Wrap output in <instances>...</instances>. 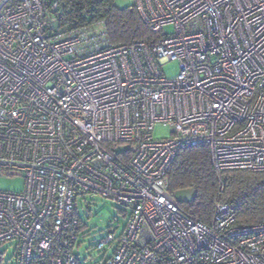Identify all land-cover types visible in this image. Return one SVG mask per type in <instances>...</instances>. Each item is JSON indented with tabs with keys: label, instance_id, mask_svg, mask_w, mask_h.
<instances>
[{
	"label": "built area",
	"instance_id": "built-area-1",
	"mask_svg": "<svg viewBox=\"0 0 264 264\" xmlns=\"http://www.w3.org/2000/svg\"><path fill=\"white\" fill-rule=\"evenodd\" d=\"M59 1L0 0V175L23 179L0 190L14 264H82L87 193L129 208L97 264H264V219L238 224L219 202L194 220L167 183L199 144L219 177L264 172V0H134L153 38L117 45L103 20L63 25Z\"/></svg>",
	"mask_w": 264,
	"mask_h": 264
},
{
	"label": "trees",
	"instance_id": "trees-1",
	"mask_svg": "<svg viewBox=\"0 0 264 264\" xmlns=\"http://www.w3.org/2000/svg\"><path fill=\"white\" fill-rule=\"evenodd\" d=\"M63 25L75 28L103 20L106 45L149 41L153 34L134 4L119 7L115 0H60ZM168 191L194 189L191 201L176 200L192 219L209 223L219 202L232 206L238 224L264 219V172L227 170L220 177L211 164L208 149L199 144L181 149L167 172ZM83 234H84V223Z\"/></svg>",
	"mask_w": 264,
	"mask_h": 264
},
{
	"label": "rangeland",
	"instance_id": "rangeland-1",
	"mask_svg": "<svg viewBox=\"0 0 264 264\" xmlns=\"http://www.w3.org/2000/svg\"><path fill=\"white\" fill-rule=\"evenodd\" d=\"M119 7L134 4V0H115ZM169 31V27L166 28ZM163 73L173 78L178 71V64L175 61L168 62L162 66ZM168 129L157 126L155 136L161 137L168 134ZM23 189V179L19 176L0 175V190L20 191ZM194 196V189L187 188L174 193L176 200L191 201ZM77 210L80 219L84 223V234L79 238L75 255L82 264H97L100 259L107 257L111 250L97 249L96 244L104 239L108 232L119 234L127 222L129 208L121 205L112 198H106L90 193L78 197ZM15 241L0 244V264H14Z\"/></svg>",
	"mask_w": 264,
	"mask_h": 264
}]
</instances>
